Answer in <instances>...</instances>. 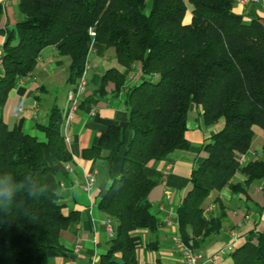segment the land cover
Segmentation results:
<instances>
[{"label": "trees", "instance_id": "16d2710c", "mask_svg": "<svg viewBox=\"0 0 264 264\" xmlns=\"http://www.w3.org/2000/svg\"><path fill=\"white\" fill-rule=\"evenodd\" d=\"M19 0L22 16L7 29L0 53V171L17 180L25 175L40 195L21 191L13 206L0 208V264H48L47 251L61 247L59 232L76 220L65 214L57 193L45 187L51 170L45 152L69 161L62 115L52 107L46 124H37L45 140L8 126L2 111L9 91L33 70L45 48L68 56V79L82 74L91 40L114 47L118 63L138 64L144 78L126 89L128 125L121 169L98 202L112 227L107 249L97 264H137L136 249L145 244L140 230L155 232L147 194L154 185L145 164L175 148L186 149L185 120L191 103L202 122L222 126L203 143L206 155L191 171V187L176 208L177 234L194 250L219 231L224 212H206L202 203L212 190L228 186L245 191L264 178V23L234 14L228 0ZM1 11V7H0ZM189 13L186 20L185 15ZM92 29L94 35L89 34ZM115 91L124 76L116 68L102 75ZM80 104V103H79ZM263 131L262 155L241 162L253 127ZM124 142V129L110 124L92 148L101 156L104 142ZM245 179L233 181L235 173ZM232 264H264V229L256 227L229 252Z\"/></svg>", "mask_w": 264, "mask_h": 264}, {"label": "crops", "instance_id": "0c3cea01", "mask_svg": "<svg viewBox=\"0 0 264 264\" xmlns=\"http://www.w3.org/2000/svg\"><path fill=\"white\" fill-rule=\"evenodd\" d=\"M19 0H0V53L6 31L22 17L17 9ZM234 14L245 19L258 18L264 23V0H228ZM86 61V90L71 120L63 129L68 137L65 145L70 152L69 161L58 159L52 150L45 152L51 170L45 175V187L55 192L63 204L62 211L76 213V220L59 232L61 247L47 251L48 264H97L100 254L108 246L110 234L107 216L98 208V202L112 179L121 169L126 143L131 137L128 125L126 89L141 81L144 76L138 64L131 67L120 65L114 47L91 40ZM69 58L57 53L55 47H47L35 67L8 93L2 116L8 126L44 141L45 134L37 124H46L52 107H57L63 116L66 108V91L71 87L68 79ZM1 68V66H0ZM116 68L124 76L123 87L115 91L113 81H106L100 91L103 73ZM192 105V106H191ZM195 105V106H194ZM191 103L185 120L186 149L175 148L159 159L149 160L144 166L145 174L154 181L147 194L151 213L159 220L155 232L140 230L145 243L136 249L137 264H187L176 249L172 236L177 234L176 208L191 187L192 168L206 155L203 143L221 126L222 121L211 125L202 122V110ZM93 108V113L89 112ZM110 124L124 129V142L106 141L101 146V156H93L91 149L100 133ZM263 131L253 137L243 162L262 155ZM258 148V149H257ZM93 173L90 188L82 187L86 174ZM245 177L237 172L233 181L242 182ZM78 180V183H74ZM259 180L245 186V191L233 192L228 186L212 190L202 205L210 215L224 212L218 232L209 236L197 251L201 264H232L229 251L217 259L209 260L212 254L224 248L234 230L240 241L246 232L256 227L264 229V188L259 189Z\"/></svg>", "mask_w": 264, "mask_h": 264}, {"label": "built area", "instance_id": "2783aa9c", "mask_svg": "<svg viewBox=\"0 0 264 264\" xmlns=\"http://www.w3.org/2000/svg\"><path fill=\"white\" fill-rule=\"evenodd\" d=\"M241 1H245V0H241ZM250 1H257V0H250ZM89 34L94 35V32L92 29H89ZM51 47H54V45H52ZM41 57L42 55L39 56V59ZM87 68H88V64L86 61L84 64L83 72L79 76L76 84L68 88L66 91L67 108H66L64 115L62 116V126H61L62 131L63 129H65L66 125L71 120L74 112L76 111L80 103L82 95L84 94L86 90V70ZM93 111H94L93 108H90L89 112L91 114L93 113ZM64 139L65 141H68V137L65 134H64ZM243 158L244 156L240 158L241 162H243ZM93 181H94L93 173L86 174L82 187L85 189L90 188L91 185L93 184ZM74 183H78V180H74ZM258 188L259 189L264 188V178L259 182ZM107 230L111 236L113 234V230L108 220H107ZM230 235L232 238L231 242H229L224 248H221L216 253L212 254L209 260L212 261L214 259H217L221 253H224V251L230 252L237 245V243L240 241V236H238V234L234 230L230 231ZM172 240H173V243L176 249L180 252L181 257L185 260L187 264H201L200 253L197 250H194L192 247H190V245L182 241V239L179 237L178 234H174L172 236Z\"/></svg>", "mask_w": 264, "mask_h": 264}, {"label": "clouds", "instance_id": "9594fccd", "mask_svg": "<svg viewBox=\"0 0 264 264\" xmlns=\"http://www.w3.org/2000/svg\"><path fill=\"white\" fill-rule=\"evenodd\" d=\"M31 184L30 177L25 175L23 179L17 180L16 177L7 170L0 171V208L8 210L21 191L27 190L28 197H38L40 194Z\"/></svg>", "mask_w": 264, "mask_h": 264}, {"label": "rangeland", "instance_id": "374dc122", "mask_svg": "<svg viewBox=\"0 0 264 264\" xmlns=\"http://www.w3.org/2000/svg\"><path fill=\"white\" fill-rule=\"evenodd\" d=\"M149 5H150V0H147V2H146V10L148 9V7H149ZM189 13H186V15H185V18L184 19H188L189 18ZM194 105V104H193ZM192 106V105H191ZM195 106V105H194ZM253 130H254V134H253V142L257 139V133H258V131H261L262 132V129L259 127V126H254L253 127ZM258 149V148H257Z\"/></svg>", "mask_w": 264, "mask_h": 264}]
</instances>
